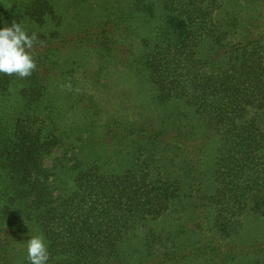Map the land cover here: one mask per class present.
I'll list each match as a JSON object with an SVG mask.
<instances>
[{"label":"trees","instance_id":"trees-1","mask_svg":"<svg viewBox=\"0 0 264 264\" xmlns=\"http://www.w3.org/2000/svg\"><path fill=\"white\" fill-rule=\"evenodd\" d=\"M0 1V28L15 21L29 35L38 34L32 50L37 67L32 74L19 78L0 73V97L12 92L26 105L25 113L9 120L0 117V264H29L27 254L19 256L17 245L37 225L43 228L47 264H183L206 253L210 254L209 264H237L245 253L264 251L262 247L228 246L227 241L241 227L245 212L264 217L262 50L251 40L234 45L224 41L223 33L215 31L217 0H160L163 22L147 28L148 36L141 42L148 51L134 60L138 64L142 59L138 64L142 69L137 71L146 73L156 98L191 102L202 115L204 131L219 136L214 163L217 187L211 195L203 191L200 177L203 143L191 140L195 134L181 117L172 131L147 120L111 117L103 136L117 143L133 142L138 154L150 142L183 152L186 169H180V178L152 172L147 161L142 168L114 173L83 148L75 159L67 157L60 128L45 119L37 120L31 112L44 96L48 73L54 67L51 56L60 49L48 40L52 36L40 30L58 14L56 0ZM144 1L136 0L142 6ZM156 2L144 11L117 5L119 13L106 18L100 31L91 34L86 30L72 40L91 44L116 64L122 52L106 23L114 26L126 21L129 29L137 21L144 26L155 16ZM154 31L158 38L150 41ZM203 41L216 44L210 55L199 56ZM128 62L132 65L133 60L128 58ZM82 97L84 108L94 111L93 96ZM64 133L71 145L73 137ZM57 147L64 152L49 168L43 159ZM63 159L74 161L62 176L73 169L75 185L58 199L54 193L63 183L56 170ZM180 207L189 213V224L180 222V216L173 220V229L202 234L200 245L204 246L164 245L165 232L150 227ZM14 213L21 218L10 225Z\"/></svg>","mask_w":264,"mask_h":264},{"label":"rangeland","instance_id":"rangeland-1","mask_svg":"<svg viewBox=\"0 0 264 264\" xmlns=\"http://www.w3.org/2000/svg\"><path fill=\"white\" fill-rule=\"evenodd\" d=\"M145 5L137 3L136 0H56V10L58 14L41 28L45 36H52L50 40L60 49L51 56L53 69L48 73L46 88L43 98L38 108L31 112L36 115V119H45L52 122L63 132V142L66 144L67 157L78 155L80 148L90 153L92 158L97 159L98 163L103 164L104 168L114 173H121L122 170L136 166L143 167L147 161L148 169L152 172L162 174L171 178H180V169H186L185 156L183 152L170 149L160 143H148L141 151L136 152L133 142L113 141L110 138H103L104 127L108 119L115 117L118 119L147 120L162 127L164 130L172 131L177 127L178 119L181 117L194 132L191 140L202 142L204 149L200 157V177L203 182V191L211 195L217 185L214 182V170L218 147L221 141L219 136L208 134L204 131V126L200 121V112L191 102L178 100L161 101L155 97L152 82L149 81L146 73L138 72L142 62L134 61L135 58L142 57L148 49L141 42V38L148 36V27L159 26L163 22L164 15L161 11V1L154 3L156 14L148 18V22L141 25L140 22H133L131 28L126 29V21L118 25L108 26L111 35L119 40L117 44L122 53V59L117 60L116 64L108 61L100 50H94L89 43H80L72 40L76 36L90 31L91 34L100 31L101 23L106 18L118 14L117 5H128L131 9L149 10L153 0H145ZM218 7L214 12L215 31L224 35V41L231 44L249 42L262 50L261 59L264 63V0H217ZM1 4V1H0ZM147 15L140 14V18ZM142 20V19H141ZM143 21V20H142ZM144 22V21H143ZM220 26V27H219ZM158 31H154L150 36V41L158 38ZM217 38V36H215ZM146 38V37H145ZM63 42V44H61ZM224 43V42H223ZM249 48L252 45L249 44ZM216 44L209 41L199 43V56H207ZM125 51V52H123ZM210 55V54H209ZM129 60H133L129 65ZM211 69V66H208ZM210 71V70H208ZM71 83L73 90L69 91L62 87ZM79 88V92L75 91ZM0 97V117L11 119L14 115L26 112V105L22 98L10 92ZM92 95L95 102V110L84 108L83 95ZM249 114H252L250 110ZM262 124H264V108L260 110ZM31 114L32 116H34ZM64 131L73 137V143L69 145ZM112 138V137H111ZM57 147L51 154L43 159L45 166L51 168L57 164V159L62 157L64 149ZM139 155V156H138ZM77 158V156H76ZM72 159H63L61 165L56 170V174L61 177L64 169L71 166ZM64 166L63 170H59ZM75 172L73 169L61 177L62 189L54 195L59 198L66 197L75 185ZM52 178H56L54 175ZM186 185L182 186L185 190ZM176 211V209H174ZM170 210L162 222H152V230L162 229L164 234V245L172 246L177 243L183 246H198L202 243V234L195 232L176 231L173 229V220L182 217V223L189 224L187 217L189 213L181 207L174 213ZM16 213L10 217L11 224L20 220ZM239 230L230 236L227 241L228 246L248 249V247L264 248V217L245 212ZM8 225V223H7ZM168 230V232L166 231ZM33 231L28 233L25 241L17 245L19 256L26 255V240L35 234L44 236L43 228L35 226ZM204 246V245H200ZM19 248V249H18ZM25 249V251L23 250ZM23 250V252H22ZM247 251V250H246ZM210 254L195 255L183 264H209ZM237 264H264V251L254 254L245 253L238 257ZM237 259V260H238Z\"/></svg>","mask_w":264,"mask_h":264},{"label":"clouds","instance_id":"clouds-1","mask_svg":"<svg viewBox=\"0 0 264 264\" xmlns=\"http://www.w3.org/2000/svg\"><path fill=\"white\" fill-rule=\"evenodd\" d=\"M37 41V33L29 35L26 29L15 21L0 28V73L16 75L19 78L30 76L37 67L32 52ZM62 87L73 90L70 82ZM75 91L79 92V88ZM26 251L29 264H47L49 252L42 234L32 235L26 240Z\"/></svg>","mask_w":264,"mask_h":264}]
</instances>
